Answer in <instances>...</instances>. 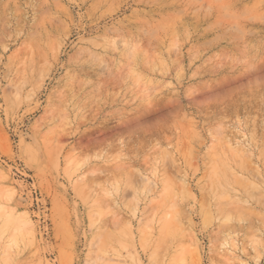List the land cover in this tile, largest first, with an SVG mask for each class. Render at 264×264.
<instances>
[{"label":"rangeland","instance_id":"1","mask_svg":"<svg viewBox=\"0 0 264 264\" xmlns=\"http://www.w3.org/2000/svg\"><path fill=\"white\" fill-rule=\"evenodd\" d=\"M0 264H264V0H0Z\"/></svg>","mask_w":264,"mask_h":264},{"label":"bare ground","instance_id":"2","mask_svg":"<svg viewBox=\"0 0 264 264\" xmlns=\"http://www.w3.org/2000/svg\"><path fill=\"white\" fill-rule=\"evenodd\" d=\"M234 3H235V2H234ZM226 6H227V5H225V7H226ZM246 12H247V11H246ZM258 17H259V16H258ZM250 21H251V20H250ZM253 21H254V20H253ZM166 187H167V186H166ZM221 196H222V195H221ZM235 208H236V207H235ZM238 210H239V209H238ZM240 211H241V210H240ZM242 213H243V212H242ZM245 215L248 217V215L244 213V216H245Z\"/></svg>","mask_w":264,"mask_h":264}]
</instances>
